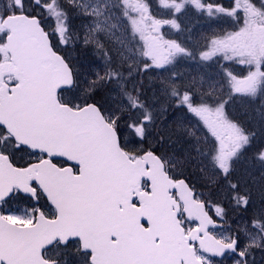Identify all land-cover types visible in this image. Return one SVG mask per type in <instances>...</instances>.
<instances>
[{"label": "snow or ice", "instance_id": "1", "mask_svg": "<svg viewBox=\"0 0 264 264\" xmlns=\"http://www.w3.org/2000/svg\"><path fill=\"white\" fill-rule=\"evenodd\" d=\"M160 4L172 19H156L144 0L0 5V264H253V251L264 250V146L248 160L256 134L226 112L245 100L264 130V2ZM186 4L235 22L199 61L222 54L247 72L225 67L205 79L211 65L201 63L205 76L187 82L171 72L160 86L167 106L157 108L161 97L149 103L137 77L170 71L178 57L197 61L195 48L160 32L165 24L183 31ZM89 46L103 63L77 61L72 52ZM100 88L115 106L95 100ZM168 108L172 124L161 128ZM189 113L198 118L192 127ZM200 124L214 137L210 147ZM187 169L206 191L174 178Z\"/></svg>", "mask_w": 264, "mask_h": 264}, {"label": "rangeland", "instance_id": "2", "mask_svg": "<svg viewBox=\"0 0 264 264\" xmlns=\"http://www.w3.org/2000/svg\"><path fill=\"white\" fill-rule=\"evenodd\" d=\"M152 1H154L153 5L148 3L147 0H144V2H146L149 5L150 11L153 12L152 15L155 16L156 19L168 20V19H172L173 18L171 15H169V10L165 9L160 4V0H152ZM5 2H6V0H0V5H3V3H5ZM203 2L204 3H213L214 1L213 0H209V1L203 0ZM253 2L256 4L257 7H259L260 4L262 2H264V0H253ZM233 3H234V0L231 1L228 6L233 5ZM228 6H225V7H228ZM185 12H186V14L183 15L185 24H183V26L181 25L183 31H179L178 32L177 29L173 28L171 25L165 24V25L161 26L160 32L164 36L165 39L177 40L178 42L184 44L188 48L191 47V45L194 44V42H195V44L199 43V50H196L197 46L194 47L196 52H197V59L199 57V52L203 51V50H206L205 49V45L207 44V42L214 35H220V34H223L224 32L232 31V30L235 29L234 18L222 17V16L209 18L206 13H201L200 11H198L191 4H186L185 5ZM193 13H195L197 15V17L195 19H190V18L193 17ZM240 17L241 18L243 17V12L242 11L240 12ZM197 21H200V23H198ZM213 21H215L214 25L212 24ZM82 23H84V22L79 17H74L73 18V24H74L77 32H79L81 36L83 35V33L81 31V24ZM197 24H199V25H197ZM192 28H194L193 31H192ZM130 30L131 29H130V25H129V32H130ZM193 32H194L193 40H191V41L190 40H186L187 38L188 39L192 38V33ZM53 39H54V43H57V40H56L57 38L53 37ZM105 39H107V38L106 37H101L102 42ZM114 39L115 38H113V40ZM136 39L138 40L139 37H137ZM107 46L111 47L112 45H107ZM61 47H63V46H61ZM69 51H71V48L69 49ZM72 54L77 58V61L79 63L85 64V65L89 64L90 62H96L97 64L103 63L102 57L95 50V48L92 47V46H89L87 49H85L83 47L78 48L75 51H73ZM213 58L214 59H217V58L220 59V61L215 63L216 64L215 71H211L213 73L209 76V77H211V78H213L215 80L219 79V75H220V73H222V71H223V69L225 67H228L230 70L234 71L235 73L246 74V72H247V66L239 65L235 61L225 60L223 58L222 54H217ZM143 59L147 60V58H143ZM177 59H178V61L180 63L179 65L180 66H184V68H180L179 70L180 71L184 70V75H185L186 79L189 78V74H190V72L187 70L189 66H194L195 62H197L198 64H201V63L206 64V62H200V61L193 62V61H191V60H189L187 58H179L178 57ZM148 62L150 63V61H148ZM208 62H210V61H208ZM166 67H169V66H166ZM171 68H173V66L169 67L170 70H171ZM177 68H178V66H177ZM153 71L154 70H149L146 74L150 75V73H152ZM172 72H174V70ZM170 74H171V72H170ZM160 75H162V79H161L162 81H160L162 83L165 80V78H163L164 74L160 73ZM160 75H158L157 78L160 77ZM140 78H141V76L137 77V79H140ZM189 81H191V80H189ZM83 87H86V85H83ZM99 90H102V92H103L102 95H100L98 97L99 101L101 103L105 104V105H108V106H115L114 93L109 92V90L107 88H100ZM103 99L105 100V102L103 101ZM161 99H163V98L161 97ZM225 99H227V94L226 93H225ZM163 100H164L163 104H166L167 101L165 99H163ZM241 101H242V104H244V105H245V102H247L245 100H241ZM157 106L158 105H156V107ZM187 115H188L187 118L189 116H191L193 118V121H188L186 119L185 120V124L188 122V127H192L194 124L197 123L198 118L193 116L190 113L187 114ZM230 117L232 118V115H230ZM167 119H168L167 116L164 114L163 117L160 120L157 121L158 126L161 127V128L165 127L163 125V123H164L165 120H166V123H167ZM251 120H253V121H255V122H257L259 124L258 117H252ZM200 128H201V131L197 132V135L201 136V137H207L208 146L210 147L212 142H214V137L211 136V134L207 131L206 128L203 127L202 124H200ZM259 129L261 130L260 124H259ZM263 137H264V134L261 135V138H263ZM128 139H131V137H128ZM149 140H150V142L153 145H156V140L155 139L150 137ZM130 146L139 147L140 145L133 144V145H130ZM205 151H207V147L205 148ZM252 152H254V151H252ZM245 155L247 156V152L245 153ZM256 155H257V150H256L255 154H250L249 157L251 159L252 157H254ZM184 171H189V170L187 169V170H184ZM193 174L194 175H198V178H199V174L198 173L193 172ZM194 182H195V184L197 186L198 192L206 191V189H204L202 187V185H201L202 183H201L200 180H198V181L194 180ZM230 215H233V214H230ZM244 216H245V218L250 217L248 215V213H245ZM237 218H238V215H233V219L234 220L237 219ZM232 227L235 228L236 224L232 223ZM259 250L261 251V253L259 255L261 260H259L258 263L259 264H264V250H261V249H259Z\"/></svg>", "mask_w": 264, "mask_h": 264}, {"label": "trees", "instance_id": "3", "mask_svg": "<svg viewBox=\"0 0 264 264\" xmlns=\"http://www.w3.org/2000/svg\"><path fill=\"white\" fill-rule=\"evenodd\" d=\"M147 1H148V3H150L152 5L154 4V1H152V0H147ZM207 1H209V0H207ZM213 1L216 2V3L222 4L223 6H228L230 4V2H224L223 3L220 0H213ZM151 13H153V12L151 11ZM195 18L196 17H192L190 19H195ZM180 22H181L182 26H183V24H185L184 19H182V18H180ZM197 22L200 23V21H197ZM212 24L214 25V22H212ZM197 25H199V24H197ZM193 30H194V28H192V31ZM193 35H194V32L192 33V38L191 39L187 38L186 40H190V41L193 40ZM53 41H54V39H53ZM195 46H197L196 50H199V43L195 44V42H194V44L191 45V47H189V49H192ZM197 61H199V59H197ZM218 61H220L219 58H217V59L213 58L212 61L206 62L205 65H208V64L211 65L210 68L206 69V71H207V75L206 76H205V73L203 71H200L198 69V67H197L198 63L197 62H195V65L192 63L194 66H189L188 67L187 70L190 72V74L188 73L189 74V78L188 79L185 78L184 70H181V71L179 70L180 68H184V66H180L179 65L180 64L179 62L176 63L175 66H173V68H171L170 72H172L174 70V72L181 74L183 76L185 82H187L189 80H192L194 77L197 80H199L200 76H205V79H209V76L213 73L211 71H215V67H216L215 63L218 62ZM177 66H178V68H177ZM169 67H167V68H169ZM170 72L169 71H165L163 69H155L152 73H150V75L145 74L144 76H141V78L139 80H143V82L145 84V89H144L145 99L149 103H152L153 100L156 99V97L153 96L154 92L157 93V96L162 97V92H161V87H160L161 84H162L160 82V81H162L161 80L162 79V75H160V73L164 74L163 78L166 79V78H168L170 76ZM158 75H160V77L157 78ZM102 93H103L102 90H99V89L97 90V93L95 94V100L96 101H99L98 97L100 95H102ZM103 101L105 102L104 99H103ZM89 102H93V101H89ZM163 102H164V100L160 99V104H158L157 107L158 108L159 107L161 108V106L166 107L168 102L166 104H163ZM245 105L242 104L241 99H239V98L233 99L228 105H226V112L228 113V115L229 114L232 115V118L229 115L230 119H234L236 122L240 123L242 127L246 128L250 132H254L256 134L252 145L248 148L247 156L245 155V157L248 160H251L249 155L250 154H255L256 150L259 147L264 146V137L261 138V135L264 134V130H262V129L260 130L259 129V124L257 122H255V121L251 120L252 117H256V116H254V112H253V109L256 106L252 105V104H249L248 102H245ZM173 112H174L173 108H168L167 112L164 113L167 116V118H168L167 119V123H166V120L164 121V123H163L164 126H166V125L170 126L172 124V113ZM187 120L188 121H193V118L191 116H189L187 118ZM186 125L188 126V122L186 123ZM176 140H177V135L176 134H172L171 135V140H169L168 144H167V148H168L169 151L173 150L172 145H173V143ZM155 146H156L157 151H159V152L165 151V147H161L159 144H156ZM176 147L178 148V147H180V145L176 144ZM252 151H254V152H252ZM188 170L189 171H183L182 175L177 174V173H174L173 175L184 178L192 186H194V189L196 190V192H198V189H197V186H196L194 180L198 181V180H200V178H198V175H194L193 174L192 169H188ZM201 183H203V182L201 181ZM254 198H255L254 199L255 208H259L260 207V198H259V194L257 192H254ZM253 210L254 209H250L249 210V212H248L249 216H251Z\"/></svg>", "mask_w": 264, "mask_h": 264}, {"label": "flooded vegetation", "instance_id": "4", "mask_svg": "<svg viewBox=\"0 0 264 264\" xmlns=\"http://www.w3.org/2000/svg\"><path fill=\"white\" fill-rule=\"evenodd\" d=\"M184 14H185V12H184ZM193 17H197V15L195 13H193ZM260 253H261V251L259 249H256L255 251H253L252 257L250 258L253 260V264H259L258 261L261 260V258L259 256Z\"/></svg>", "mask_w": 264, "mask_h": 264}, {"label": "water", "instance_id": "5", "mask_svg": "<svg viewBox=\"0 0 264 264\" xmlns=\"http://www.w3.org/2000/svg\"><path fill=\"white\" fill-rule=\"evenodd\" d=\"M224 1H230V0H224ZM179 179H183V178H179ZM175 192V190H173Z\"/></svg>", "mask_w": 264, "mask_h": 264}]
</instances>
